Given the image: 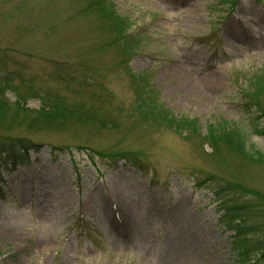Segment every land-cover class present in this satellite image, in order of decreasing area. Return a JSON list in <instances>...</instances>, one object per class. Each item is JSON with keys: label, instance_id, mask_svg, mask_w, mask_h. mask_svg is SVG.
Here are the masks:
<instances>
[{"label": "rangeland", "instance_id": "374dc122", "mask_svg": "<svg viewBox=\"0 0 264 264\" xmlns=\"http://www.w3.org/2000/svg\"><path fill=\"white\" fill-rule=\"evenodd\" d=\"M111 1L140 35L133 71L145 73L172 114L197 116L202 128L183 137L128 114L136 97L129 74L110 71L118 59L102 47L98 18L79 14L82 5L0 0V78L12 72L22 94L28 85L60 92L118 123L7 129L40 151L0 176V264H161L156 247L177 264H236L224 210L196 176L235 186L255 227L249 236L264 240V160L221 144L212 153L201 136L222 116L244 123L249 145L264 151V136L249 127L256 115L238 103L243 76L264 69V0H235V8L231 0ZM27 105L39 109L40 100L30 96ZM125 152L145 153L144 170L106 159ZM261 249L252 255L258 264Z\"/></svg>", "mask_w": 264, "mask_h": 264}, {"label": "trees", "instance_id": "16d2710c", "mask_svg": "<svg viewBox=\"0 0 264 264\" xmlns=\"http://www.w3.org/2000/svg\"><path fill=\"white\" fill-rule=\"evenodd\" d=\"M83 1V0H82ZM89 11L95 13L101 18L103 28L106 33L111 35L110 43L115 45L117 53L121 55L122 63L126 66V72L131 76L136 88V98L131 104L134 113L141 116L147 121L152 120L156 124L167 125L175 129L177 132H184V130L191 129L199 132L202 127L198 121H190L186 117L177 118L171 115L170 111L164 106L160 105L155 95L149 87L146 86L144 77L140 74L132 73L133 71L126 63L136 52L135 45L131 40L127 39L128 27L125 19L115 9L114 4L109 0H85ZM85 7V6H84ZM6 66V65H5ZM1 72V71H0ZM13 73L7 72L0 78V171L7 169L13 161L20 158L27 157L29 151L36 148V145L31 142L30 138L25 136L13 135L7 131L14 126H25L26 129L33 132L47 130L49 127L60 126L68 123L72 119L79 123L99 124L106 127L110 122L111 125L115 121H107L106 117L99 114L95 108H84L83 103L69 102L66 96L60 92L51 93L46 92L45 89H34L33 86H27L25 94L18 90L13 81ZM252 81V98L256 105L264 111V75L255 76ZM47 90V89H46ZM13 91L17 95V99L11 101L8 96L9 92ZM36 97L40 100L39 109L28 107L27 99L29 97ZM87 106V104L85 103ZM88 105L87 107H89ZM257 128L264 134V124H258ZM206 138L212 143L213 153L221 145L226 149L238 154L244 159L250 161L264 160V153L254 151L247 142V136L244 128L236 126L223 118L213 120L206 132ZM222 192L229 194L233 191V196L236 197L239 191L235 186L229 182L219 184ZM235 212L244 211L240 206L230 207ZM252 226V225H251ZM252 226V230L255 231ZM240 234V229L236 231ZM246 232L241 233L242 241L246 247L250 244L259 248L264 246V240L255 239V242L244 237ZM239 237V236H238ZM240 242V241H239ZM264 248V247H263ZM247 250L245 251V254Z\"/></svg>", "mask_w": 264, "mask_h": 264}, {"label": "bare ground", "instance_id": "6f19581e", "mask_svg": "<svg viewBox=\"0 0 264 264\" xmlns=\"http://www.w3.org/2000/svg\"><path fill=\"white\" fill-rule=\"evenodd\" d=\"M166 243V241L164 242ZM161 260V264H177L173 255L168 250H162L161 255L157 256Z\"/></svg>", "mask_w": 264, "mask_h": 264}]
</instances>
